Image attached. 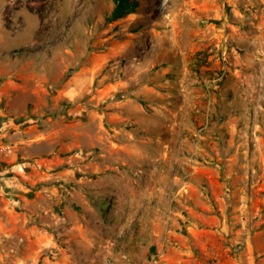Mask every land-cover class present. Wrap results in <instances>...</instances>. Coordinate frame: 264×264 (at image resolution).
Masks as SVG:
<instances>
[{"label": "rangeland", "instance_id": "rangeland-1", "mask_svg": "<svg viewBox=\"0 0 264 264\" xmlns=\"http://www.w3.org/2000/svg\"><path fill=\"white\" fill-rule=\"evenodd\" d=\"M0 0V264H264V0Z\"/></svg>", "mask_w": 264, "mask_h": 264}, {"label": "trees", "instance_id": "trees-1", "mask_svg": "<svg viewBox=\"0 0 264 264\" xmlns=\"http://www.w3.org/2000/svg\"><path fill=\"white\" fill-rule=\"evenodd\" d=\"M113 3L114 9L109 19L111 22H117L135 14L140 7V0H113Z\"/></svg>", "mask_w": 264, "mask_h": 264}, {"label": "crops", "instance_id": "crops-1", "mask_svg": "<svg viewBox=\"0 0 264 264\" xmlns=\"http://www.w3.org/2000/svg\"><path fill=\"white\" fill-rule=\"evenodd\" d=\"M0 145H9L13 149L11 154L6 155V156H0V165H2V164L5 165L6 169L8 170V167L10 166V162L12 160L11 157L14 154V147L9 143H2ZM5 171L6 170H4V169H0V174L5 172Z\"/></svg>", "mask_w": 264, "mask_h": 264}, {"label": "built area", "instance_id": "built-area-1", "mask_svg": "<svg viewBox=\"0 0 264 264\" xmlns=\"http://www.w3.org/2000/svg\"><path fill=\"white\" fill-rule=\"evenodd\" d=\"M12 148L9 145H0V156H6L12 153Z\"/></svg>", "mask_w": 264, "mask_h": 264}]
</instances>
